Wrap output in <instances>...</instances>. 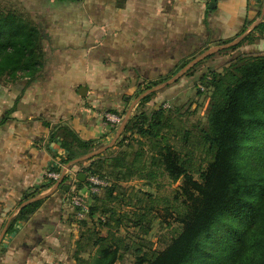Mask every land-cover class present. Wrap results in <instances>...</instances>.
Listing matches in <instances>:
<instances>
[{
  "label": "crops",
  "instance_id": "obj_1",
  "mask_svg": "<svg viewBox=\"0 0 264 264\" xmlns=\"http://www.w3.org/2000/svg\"><path fill=\"white\" fill-rule=\"evenodd\" d=\"M263 1L27 0L48 37V68L25 89L0 85V264L77 260V210L59 189L38 194L46 199L41 207L8 231L27 202L24 193L44 180L52 163L62 165L66 151L61 138H52L56 127L68 125L93 140V151L115 148L118 125L106 124L107 112L129 121L141 85L216 41L253 31L263 18ZM178 88L159 93L145 108ZM74 170L77 165L66 173L79 175Z\"/></svg>",
  "mask_w": 264,
  "mask_h": 264
},
{
  "label": "trees",
  "instance_id": "obj_2",
  "mask_svg": "<svg viewBox=\"0 0 264 264\" xmlns=\"http://www.w3.org/2000/svg\"><path fill=\"white\" fill-rule=\"evenodd\" d=\"M47 38L42 23L31 20L17 9L0 7V80L18 82L17 79L26 78L27 87L44 77L49 56L45 45ZM262 38L264 17L242 40L222 51L234 50ZM210 73L207 125L199 128L196 134L183 128L180 119L177 121L167 115L162 108L152 113L141 110L130 118L116 141L117 153L110 158L104 156L105 152L97 154L87 160L89 164L83 170L86 175L102 179L98 169L104 163L124 169L126 178L139 175L155 179L167 172L173 179L184 177V185L194 188L191 191L184 187L193 204L186 213L182 205H173L169 197L160 199L151 193H143L148 196L143 205L146 211L137 215L136 224H141L153 207L163 202L182 215L179 220L184 223V228L161 252H143L141 243H133L137 264H239L243 259L246 262L241 264H264V170L251 171L241 162L242 150L254 138L264 136V56L242 55L224 72L211 68ZM154 96L155 92L142 98L138 108L152 101ZM56 136L61 138V146L66 151L60 159L62 164L71 163L97 146L93 140L81 139L68 125L56 127L52 138ZM135 136H139L138 142L142 138L146 142L134 151L133 159L126 162L124 156L132 147L129 137ZM172 140L175 143L172 144ZM177 140L182 143L181 147L177 146ZM60 166L52 163L48 169L61 174ZM195 174H199L202 181L196 180ZM68 177L67 174L61 187L66 194L73 187L83 188L88 184L87 178L85 181L78 179L77 185L71 187L66 183ZM55 183L54 179L44 176L40 184L24 193L22 202L35 198ZM66 185L68 191H65ZM45 200L36 199L22 206L10 221L8 231L18 221L30 219ZM93 213L91 209L89 214ZM120 216L112 212L108 223L110 231L94 240L97 256L93 264H115L123 257L121 249L125 243L113 231L122 224ZM228 222V230L220 234V225ZM217 240L221 248L212 250L208 247ZM83 249L84 245L78 239L77 260Z\"/></svg>",
  "mask_w": 264,
  "mask_h": 264
},
{
  "label": "rangeland",
  "instance_id": "obj_3",
  "mask_svg": "<svg viewBox=\"0 0 264 264\" xmlns=\"http://www.w3.org/2000/svg\"><path fill=\"white\" fill-rule=\"evenodd\" d=\"M26 1L27 0H0V7L17 9L26 17L35 21L36 15L35 13L30 12V9L26 5ZM261 9L263 11L264 1L261 4ZM229 43L230 42L224 43L222 40L216 41L213 43L214 45L210 47L206 46L204 49L182 58L175 67L170 69L168 73L160 76L158 79L150 80L141 85L142 87L135 94V97H138V101L154 92L155 96L153 98L159 93L164 94V91L167 89H173V87L178 85L179 88L176 92L169 94L166 98L158 100V102H156V107L145 108L146 105H144L143 107L137 108L135 113H139L141 110H144L147 113H152L157 109L162 108L167 115L177 119V121L180 119L183 128L191 130L196 134L199 128L207 125V114L211 96V85H209L208 82L210 78L208 77L211 76V68L219 72H224V70L239 56H264V38L256 40L255 43L246 44L237 49H230L223 52L222 50L230 47L226 46ZM212 48H217V50L198 60L192 67L184 71L185 68L195 59L201 57ZM17 80L19 81L10 82L0 80V85L3 84L9 86L20 84L21 89L28 87H26V78H19ZM202 87H205V89L202 90ZM153 88L156 89L153 92H150ZM120 116L122 117V115ZM123 119L124 117H122V121L117 126L116 131L119 130L123 123ZM121 136L122 134L116 138L114 144ZM138 139H140L139 136L129 137L132 147L129 148L128 154H125L124 156L126 162H130L133 159L134 151L140 148L143 142H146L145 138H142L141 142H138ZM171 143H175V140H172ZM176 144L178 147L182 146V143L178 140L176 141ZM118 150V147L112 148L111 150L106 151L104 156L110 158V156L117 153ZM242 153L241 162L248 165L251 171L264 170V136L251 140L248 146L242 150ZM87 160L89 159H83L74 164L72 161L71 163L62 164L60 166L65 173L63 175L62 172L60 178L55 180L57 183L64 176L60 185L56 188L59 189L60 187L58 191L59 193H64V190L61 187L62 182L67 175V168L77 165V170L79 172H84L83 170H86V167L89 164ZM77 170H74V172ZM124 172V169H120V167L113 168L107 163H104V165L98 169V173H100L99 175L104 177L103 179H105L107 185L99 192L92 193L88 196L89 208L90 210L93 209V215L89 214L86 219H79L76 216L80 237H78V239L84 245V249L79 254V260L71 261L68 264L94 263L95 257L97 256V247L93 245V242L99 235L108 234L110 231V227L108 226L110 221L109 217L114 211L121 215L122 224L118 229H113V231H115L119 237H122L125 243V247L121 249L124 252V255L115 264H137V255L132 247L133 243H141L143 252L151 251L157 253L165 250L173 238L178 235L179 231L184 228V223L179 220V217L182 215H179L173 207L165 206L163 202L156 204L149 213V216L140 221L141 224H136L134 222L138 214L142 211H146L143 205L148 196L143 193H151L155 197H160V199L162 197H169L173 205H182L181 208L184 213L188 212L189 209H192V201L188 200V195L184 189L186 188L194 191V188L189 184L184 185V177L173 179L167 172H165L164 174L156 176L155 179L139 175L126 178ZM68 175L69 177L66 180L67 185H70L71 187L77 185L78 175L72 176L70 172ZM194 178L198 181H202L199 174H195ZM56 183L51 186L48 191L54 190ZM65 191L68 190L65 189ZM64 194L67 195L66 193ZM129 203H134V205H129ZM75 211L76 210L73 212ZM74 214L77 215L76 212ZM228 224L229 222L225 225H220V234L228 230ZM237 224L240 225V223H236V225ZM1 231L2 229L0 230V233ZM208 247H212V250H215L221 248V245L217 240L215 243H212V245L209 244ZM241 262L245 263L246 261L243 259L239 264H241Z\"/></svg>",
  "mask_w": 264,
  "mask_h": 264
},
{
  "label": "built area",
  "instance_id": "obj_4",
  "mask_svg": "<svg viewBox=\"0 0 264 264\" xmlns=\"http://www.w3.org/2000/svg\"><path fill=\"white\" fill-rule=\"evenodd\" d=\"M204 89L205 87H202V90ZM105 121L106 124L116 127L121 123L122 117L118 113L107 112L105 114ZM46 176L54 180H58L60 178V172L48 170ZM87 181L88 184L86 186L83 188L73 187L64 197V201L68 202L71 207L77 210V217L79 219H86V217L89 215L90 208L88 204V196H90L92 193L99 192L104 186L107 185L105 179H102L96 175L87 174Z\"/></svg>",
  "mask_w": 264,
  "mask_h": 264
},
{
  "label": "water",
  "instance_id": "obj_5",
  "mask_svg": "<svg viewBox=\"0 0 264 264\" xmlns=\"http://www.w3.org/2000/svg\"><path fill=\"white\" fill-rule=\"evenodd\" d=\"M263 17H264V9H263ZM261 21H263V18L259 21V23H260ZM259 23H258V24H259ZM249 32H250V31H247L245 34L240 35L239 37H237L235 40H233L232 42H230V43H229L228 45H226V46H232V45H234V44H237V43H238L240 40H242V39H243V38H244ZM215 50H217V48L209 49L204 55H202L201 57L195 59L191 64H189V65L185 68L184 71H186L187 69H189L190 67H192V66H193L198 60L202 59V58L205 57L206 55H209V54L213 53ZM184 71H183V72H184ZM183 72H182V73H183ZM82 88H83V87H82ZM84 89L86 90V88H84ZM155 89H156V88L151 89L150 92H153ZM80 93L84 95V93L82 92V90H80ZM128 118H129V117H128ZM128 118H126V119L123 121V123L121 124L119 130L117 131L116 138H118V137L122 134V132L124 131V129L126 128V125H127V123H128ZM116 138H115V140H116ZM103 150H104V149H100V150H98V151H93V152L87 154V155L84 156V157H81V158L76 159L75 161H73V164L76 163V162H78V161H81V160H83V159H90V158H92L93 156H95V155L101 153ZM63 177H64V176H63ZM63 177H62V179H63ZM86 178H87L86 173H83V172H80V173H79V175H78V179H79V180H81V181H85ZM62 179H61L59 182L56 183V185H55V187H54L55 189L60 185ZM55 189H54V190H55ZM65 189L68 190V189H69V186L66 185V186H65ZM54 190H51V192L54 191ZM40 198H43V196H42V195L36 196L35 198H33V199L27 201L26 203H24V205L27 204V203H29V202H31V201H33V200L40 199ZM4 233H5V231H4L3 234L1 235L0 240H2Z\"/></svg>",
  "mask_w": 264,
  "mask_h": 264
}]
</instances>
